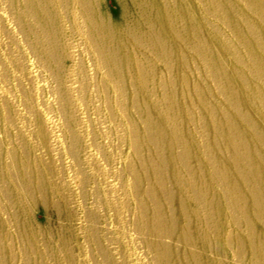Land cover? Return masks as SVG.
<instances>
[{
    "label": "rangeland",
    "instance_id": "1",
    "mask_svg": "<svg viewBox=\"0 0 264 264\" xmlns=\"http://www.w3.org/2000/svg\"><path fill=\"white\" fill-rule=\"evenodd\" d=\"M125 7L139 21L129 0H0V264H264V0H158L164 48Z\"/></svg>",
    "mask_w": 264,
    "mask_h": 264
},
{
    "label": "bare ground",
    "instance_id": "2",
    "mask_svg": "<svg viewBox=\"0 0 264 264\" xmlns=\"http://www.w3.org/2000/svg\"><path fill=\"white\" fill-rule=\"evenodd\" d=\"M29 1H30V4L32 6H37L38 4L41 3V0H29ZM129 2L133 6L136 7V9L138 10L137 11L138 13L137 12L136 13L138 14V16L140 18H139V21L136 20V23H135V20L131 19L130 9L126 8V7L123 9L124 10V13H123L124 16H122L121 20H123V22H125V25H126L125 27L127 29L126 35L128 37L133 38V39L140 40V42H142L143 44L150 45V46H153L156 48H164L165 47V41H163L162 37L160 36L161 32L159 30V26L155 24V21L157 18V16H156L157 9L155 7V3L158 2V0H155V2L154 1H148V0H129ZM151 6H153L154 9ZM166 7H167V9H165V11L163 12L164 13L163 16L166 19H168L169 21H171V14L169 13L168 6H166ZM36 8H39V10L35 11V13L42 20L41 23H43V26H44L43 28L45 29V31L48 35V38H49V45H56L58 42L57 33H56L55 29L53 28L51 19L48 18L47 7L46 6H43V7L39 6ZM163 8L164 7H162V9ZM119 23H121V22L119 21ZM128 23H132V24H128ZM114 24L110 23V25H103L99 28L91 26V31H92V33H94L95 38L97 40L95 43L96 47H99V45L102 43L100 40H103V36L106 35L105 33L108 34V32H109L108 26L111 27ZM30 33L35 34L32 31H30ZM111 38L112 39H108V40L110 41V43L112 45V51L115 49L117 50V52L121 51L124 47L117 45L116 37L111 36ZM117 46H118V49H117ZM103 48H108V47L103 46L102 49ZM45 58H47V56H45ZM132 64H136V63H132ZM109 65H110L109 67H110L111 72L116 73L117 75H119V74L123 75V74H125V72H129V70H126V69L130 65V62L129 61H121L119 63V61H117L116 63L110 62ZM217 72L221 73V74H225V66L219 65V69H217ZM127 74H129V73H127ZM127 74H126V76H127ZM145 80H143V78L141 79V81H143V83L145 82ZM223 85H226V84L224 83ZM140 101H143V103H144V101H146V100L144 98L139 99L137 101L135 100V103H136L135 105L142 106L143 110L146 112V109H144V106H143L144 104L142 105V103ZM164 106L166 107L165 110H161L160 106L159 107H150L149 109L152 110L154 112L155 116L157 117V118L155 117L154 119L158 120L159 123L162 122L163 124L170 126V130H171V107H170L171 105L168 103H165ZM231 106L234 107L232 104H231ZM205 107H206L208 113L211 115V117H214L216 115L215 111L212 110V107L210 105H207ZM240 118L243 120V122L247 126L251 125V122L248 120V118L246 116H243L242 114H240ZM145 119L148 122V131L150 134L148 142L155 143L156 145L159 146V144L162 143L161 138H160V134H159V132H157V129H156V128H158L157 126H159V125L156 126L154 124L155 122L153 123V121L151 120L150 117H148V115ZM165 125H163V126H165ZM160 133H161V131H160ZM222 133H225L226 135H230L232 137L231 132L228 128H227V131H224ZM253 139L257 140L255 137ZM163 145H165V143H163ZM235 151L237 152V150L233 149L231 152L233 154H235L236 153ZM257 156H258L257 160L259 159V161L262 162V157H260L258 154H257ZM263 169H264V167H263ZM263 175H264V170H263ZM157 192L160 194L162 193L160 191V188L159 189L157 188ZM153 198L156 199V196H154V193H153ZM259 201H260V199H259ZM165 218H166L165 221L169 225H171V219L168 217V215ZM158 224H159V222L155 218H152V220L150 221V225H152L153 229L157 228ZM157 250H158V254H159L161 260H163V262H165V263L168 262L169 256L165 255V254H163V255L161 254V253H163L162 251H164L163 248L157 247Z\"/></svg>",
    "mask_w": 264,
    "mask_h": 264
}]
</instances>
